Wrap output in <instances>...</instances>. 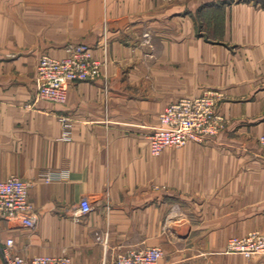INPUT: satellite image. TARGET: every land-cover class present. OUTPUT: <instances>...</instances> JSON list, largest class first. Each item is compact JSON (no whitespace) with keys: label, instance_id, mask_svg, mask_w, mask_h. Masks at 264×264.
Returning <instances> with one entry per match:
<instances>
[{"label":"crops","instance_id":"0c3cea01","mask_svg":"<svg viewBox=\"0 0 264 264\" xmlns=\"http://www.w3.org/2000/svg\"><path fill=\"white\" fill-rule=\"evenodd\" d=\"M220 2L188 0L178 30L177 14L152 20L155 32L180 38L160 40L150 52L135 44L138 23L128 6L106 30L98 17L86 21L78 38L104 61L102 75L71 86L66 104L34 102L39 57L50 47L33 41L31 10L15 5L0 15V181L32 182L37 215L33 228L0 218V264L9 238L26 258L68 255L71 264H113L152 246L164 250L160 264H264V255L226 251L234 236L264 233V9ZM213 9L226 13L234 49L194 36V13ZM209 89L226 95L224 115H252V123L153 156L148 135L165 108ZM60 114L72 118V140L62 139ZM237 134L250 157H225L236 142L228 136ZM84 198L93 211L76 221Z\"/></svg>","mask_w":264,"mask_h":264},{"label":"built area","instance_id":"2783aa9c","mask_svg":"<svg viewBox=\"0 0 264 264\" xmlns=\"http://www.w3.org/2000/svg\"><path fill=\"white\" fill-rule=\"evenodd\" d=\"M174 2L177 0H164ZM92 47L87 44L71 45L61 59L44 55L40 59L36 75L37 94L34 100L45 99L56 104H66L72 84L92 81L101 71ZM223 94L217 90H208L197 97L182 98L168 105L160 115V123L148 135L150 151L159 156L167 148H181L191 142L208 144L212 142L224 127V116L218 111ZM64 134L62 139L72 140V118L60 114ZM264 147V135L259 139ZM49 176L47 181L53 180ZM32 182L13 175L0 181V218L19 223L27 228L36 225L37 215L30 201ZM93 206L87 198L80 202L75 220L87 216ZM15 241L9 238L2 247L5 264H71L68 255H38L26 258L13 251ZM226 251L252 258L264 254V234L250 232L246 236H234L229 239ZM164 257L161 247L152 246L131 250L117 256L113 264H160Z\"/></svg>","mask_w":264,"mask_h":264},{"label":"rangeland","instance_id":"374dc122","mask_svg":"<svg viewBox=\"0 0 264 264\" xmlns=\"http://www.w3.org/2000/svg\"><path fill=\"white\" fill-rule=\"evenodd\" d=\"M144 1L145 0H143V2L140 1L137 4L135 0H0V15L5 16L4 11L10 10L12 9V7L14 8L15 5H16L15 8L20 12H21V8L26 10H31L32 22H33L32 27L34 30L33 34L34 36H37L36 37L37 39L33 41L38 42L39 45L42 42L48 43L50 47L48 53H44L39 57V62H38V66H39L40 59L42 56L48 55L53 58L61 59L64 56H66L67 54L66 50L71 45L87 44L88 46L92 47L91 51L93 52L94 46H92L89 43L80 41L78 38V35L82 32L84 26L88 24L86 23V21H89L91 23L92 21L95 20V17H98L100 21L104 23L103 26L104 29L106 30V28L108 27V22H110L111 19L110 16L121 14L122 10L126 9L127 6L130 12L133 13V15L131 16L135 18L132 21L138 23L137 24L138 28L133 30L134 38L136 41L135 44L137 45V48L140 47L141 49L142 48L144 49V50L142 49L144 52H150L153 47L159 45L160 40L161 42L165 40H173V39L179 40L180 36L178 33L176 34V36L174 35L170 37L166 33H162L164 29H161L162 31L160 33L155 32L151 27L152 20H154L155 18L156 19L160 18V21L161 20L166 21L168 20V18L174 16V14H177L176 30H178L180 27L183 28L185 26L186 21L184 20V18H179V15L184 14L183 12L184 4H186L188 0H177L174 2L156 0L155 2H153L154 4L148 1L145 2ZM226 2L229 4L243 2L264 9V0H224V2L217 3L216 6L217 7L223 6V4H225ZM173 8H176V12H174L175 10L172 11ZM46 10H48L47 18L43 16V13ZM57 13H59L60 16H58ZM21 16L25 18L27 17V13H22V15L18 16V18H21ZM104 16H107L108 18H104ZM226 17L227 16L225 12L218 11L217 9H213L211 13L203 14V15L195 12L194 17H192L194 36L196 37L203 36L204 39L208 42L222 44L223 46L231 47L232 49H234L233 44L225 39ZM112 18L114 17L112 16ZM0 19L3 21L4 17H0ZM62 20H64V23L61 22ZM19 25L21 28L23 27L22 25L24 24L23 22L22 23L18 22L17 26ZM73 25H75V27ZM19 32L20 31L18 30L17 33ZM18 40L19 39H16L17 42ZM62 50H64L65 52L63 56H62V52H63ZM95 58L100 61L101 71L99 76H97L92 81H95L100 78V76L102 75V67L104 65V61H102L97 57ZM38 66L36 70V75L38 72ZM81 82H91V81H81ZM35 83H36V76H35ZM74 84H72V86ZM209 90H216V89H209ZM217 91L223 94V100H225L226 95L224 94V92L220 90ZM222 101L219 102L218 111L224 116L225 119L224 127L220 130L219 134L215 137L214 140L220 137L222 133L225 132L229 133L230 130L235 129L236 127L247 126L249 123H252V115H244V116L224 115L220 111V105ZM263 135H261L259 139ZM228 137L236 140V142H232L233 140H230L231 146L226 148L225 157L245 158L246 157L245 152L248 150V148L245 144V141L243 142L239 141L240 137H244V136H240L237 134V135H229ZM248 140L250 141L251 138ZM192 143L193 142H191V144ZM200 145H204V144H200ZM213 146L215 148L216 147L220 148L219 145L218 146L213 145ZM162 153L159 156H161ZM254 231L264 234L260 230H253L251 232Z\"/></svg>","mask_w":264,"mask_h":264},{"label":"bare ground","instance_id":"6f19581e","mask_svg":"<svg viewBox=\"0 0 264 264\" xmlns=\"http://www.w3.org/2000/svg\"><path fill=\"white\" fill-rule=\"evenodd\" d=\"M36 94H37V86H36V93H35V96H36ZM34 96V97H35ZM41 100H45V99H41ZM68 100V99H67ZM36 101H39V100H36ZM48 101V100H47ZM34 102H35V100H34ZM164 152V151H163Z\"/></svg>","mask_w":264,"mask_h":264}]
</instances>
